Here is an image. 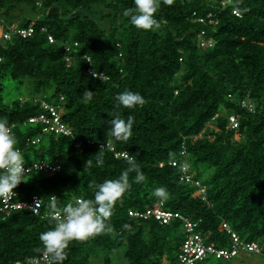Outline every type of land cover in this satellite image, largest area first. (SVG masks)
I'll return each mask as SVG.
<instances>
[{
    "label": "trees",
    "instance_id": "trees-1",
    "mask_svg": "<svg viewBox=\"0 0 264 264\" xmlns=\"http://www.w3.org/2000/svg\"><path fill=\"white\" fill-rule=\"evenodd\" d=\"M36 1L0 0V11L10 15L24 3L36 8ZM235 4L174 0L167 6L161 0L160 28L144 31L123 15L134 0H42L37 18L25 16L16 23H33L35 32L0 42V117H7L24 156L59 162L60 169L26 174L15 188L21 198L43 197V213L0 214V264L40 255V234L54 227L45 216L49 197L55 195L61 209L76 199H94L97 185L118 179L128 167L116 152L135 155L146 179L136 183V173L129 174L131 187L110 219L114 231L73 241L63 264H88L99 254L111 264V253L119 252L125 264H173L185 236L181 221L161 224L128 213L160 201L165 209L200 218L198 230L207 242L228 247L227 224L264 246V0H242L239 7L248 9L242 17L233 13ZM194 11L202 16L211 12L216 23L195 21ZM201 30L213 38L212 46H199ZM49 35L54 42L49 43ZM65 44L71 46L67 53ZM85 56L107 79L84 73ZM7 80L23 88V97L7 100ZM85 89L94 92L91 102L82 99ZM125 90L139 93L146 103L120 109L124 119L135 117L133 135L105 149L104 164L98 166L99 144L110 139L114 98ZM245 99L252 110L241 106ZM42 100L63 107L71 135L40 134L39 124L27 122L42 111ZM232 114L237 128L229 127ZM37 136L36 143L28 140ZM183 141L190 169H197L195 177L207 186L205 198L169 164V153L179 155ZM88 159L92 164L85 167ZM160 187L167 189V199L153 195ZM229 262L208 258L196 264Z\"/></svg>",
    "mask_w": 264,
    "mask_h": 264
},
{
    "label": "clouds",
    "instance_id": "clouds-1",
    "mask_svg": "<svg viewBox=\"0 0 264 264\" xmlns=\"http://www.w3.org/2000/svg\"><path fill=\"white\" fill-rule=\"evenodd\" d=\"M164 5L171 6L174 0H162ZM242 0H236L233 6L235 15L242 17L248 9L239 7ZM134 7L123 12L125 17L130 18V23L135 28L150 31L159 29L160 23L156 19V14L160 9L161 0H134ZM96 77L98 74H92ZM102 79V78H101ZM94 92L85 89L82 99L85 103L91 102ZM115 105L112 113L113 118L109 121V129L106 144L101 145L96 153V163L98 166L104 164V150L111 148L112 143L127 142L133 135L132 129L135 117L129 115L124 119L120 109H134L143 106L146 101L142 95L131 90H125L115 96ZM18 140L9 124L7 117H0V197L8 198L13 190L22 182L26 173L25 159L17 147ZM184 153H169V164L178 167L181 171L189 168L186 160L179 157ZM128 167L115 180H105L97 185L94 199H76L74 203H69L62 209L57 205V197H49V204L46 211V218L54 224L50 230L40 234L42 248L40 255L30 259L29 264H63L67 258V249L73 241L84 242L99 235L111 234L114 229L110 224L113 210L117 201H120L126 191L131 187L129 174L135 172V182L142 183L146 177L136 162L135 155H124ZM92 160L88 159L86 166H91ZM153 195L161 200L167 199V189L160 187L153 191ZM42 200H39L41 202ZM125 229L129 225L123 226Z\"/></svg>",
    "mask_w": 264,
    "mask_h": 264
},
{
    "label": "built area",
    "instance_id": "built-area-1",
    "mask_svg": "<svg viewBox=\"0 0 264 264\" xmlns=\"http://www.w3.org/2000/svg\"><path fill=\"white\" fill-rule=\"evenodd\" d=\"M210 1V0H206ZM229 3V1L227 2ZM42 0H37L36 5L40 6ZM225 4V2H223ZM234 13V12H233ZM192 16L195 21L201 23L215 24L216 20L213 18L211 12H208L205 16L198 15L197 12H193ZM42 30H45L42 28ZM35 32V26L33 23L28 26H20L16 23H13L10 27L6 28L2 34L4 40H10L12 37H22L26 38L31 36ZM200 47H210L213 45V38L207 35L205 30H201L196 37ZM49 43L54 42V38L48 36ZM77 43L75 42L74 45ZM66 53L71 50L69 44L64 45ZM66 60H70V57L66 55ZM86 67L84 73L90 76L96 72L98 75L95 78L107 79V76L103 72L95 71L92 65L91 58L85 56ZM94 77V76H93ZM61 99H63L61 97ZM241 106L247 107L252 110V103L249 99L242 100L240 102ZM42 111L34 116H30L27 120L30 124H39L40 134L53 133L55 135H71V129L66 122L63 120V107L60 104L49 103L45 100L40 102ZM229 127L237 128L239 121L235 115L229 116ZM40 139V136H37L32 139H28L31 143H36ZM102 143L99 144L101 147ZM19 148V147H18ZM20 149V148H19ZM110 149H113L111 146ZM22 152V150L20 149ZM180 152H183L184 155L179 157L180 160L187 161V146L185 141L181 143ZM127 154L126 152H116V156H122ZM188 162V161H187ZM189 164V163H188ZM162 165V164H161ZM26 174L32 172H43L48 173L51 171H57L60 169L59 162H50L44 158L36 159L33 161L25 162ZM180 176L179 179L189 184L191 187L195 188V194L201 196L202 198L206 197L207 186L202 183V181L195 177V173L190 169V166L187 170L181 171L179 169ZM39 200H42L38 203ZM44 207V198L40 195L33 194L29 198H21L18 195V192L14 189L10 197L4 198L0 197V214L3 216L9 215L11 212L16 210H28L34 214H41ZM129 215L134 219L147 220L153 218L161 224H167L174 220L181 221L185 236L183 242L179 248L177 258L173 264H196L200 261H203L208 258H217L222 260H232L233 258L241 254H253L264 257V246L256 241H249L245 238H242L238 233L232 231L227 224H223V227L230 234L231 242L228 247H219L215 242H207L205 237L198 230L201 219L193 220L190 217L178 212L169 209H165L163 206V201L157 202L155 205L148 207L143 210H129ZM46 216V214H45ZM37 257L32 256L26 260H18L12 262L11 264H29L31 258ZM169 264V263H164Z\"/></svg>",
    "mask_w": 264,
    "mask_h": 264
},
{
    "label": "rangeland",
    "instance_id": "rangeland-1",
    "mask_svg": "<svg viewBox=\"0 0 264 264\" xmlns=\"http://www.w3.org/2000/svg\"><path fill=\"white\" fill-rule=\"evenodd\" d=\"M41 12H42L41 7L37 6L36 8H33L32 6L27 5L25 3L22 5H17L11 11L10 15H5L0 11V42L5 41L2 37V34L6 28L10 27L13 23L21 22L25 16L31 19H35L41 14ZM3 94L7 98V100L10 101V100H15L18 97H23L24 90L23 88L20 89L19 87H17V82L15 80H7L5 82V88L3 90ZM223 111L224 108H221L220 112ZM24 159L25 162H29L38 158H35V156L31 154L24 156ZM198 169H202V166H199ZM193 172L196 173L197 169L193 170ZM111 254H112V258L110 262L111 264H125V260L121 257L122 255L120 252L118 254L117 253H111ZM244 263L263 264L264 257L253 254H241L230 260V262L227 264H244ZM88 264H104L102 254L91 257L90 262Z\"/></svg>",
    "mask_w": 264,
    "mask_h": 264
}]
</instances>
